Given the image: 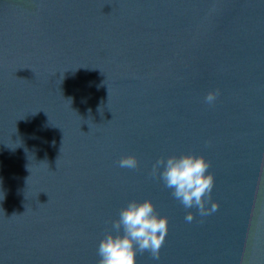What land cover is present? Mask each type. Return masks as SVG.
I'll use <instances>...</instances> for the list:
<instances>
[{
  "label": "water",
  "instance_id": "1",
  "mask_svg": "<svg viewBox=\"0 0 264 264\" xmlns=\"http://www.w3.org/2000/svg\"><path fill=\"white\" fill-rule=\"evenodd\" d=\"M184 154L208 216L151 174ZM131 200L168 220L135 264H264V0H0V264H98Z\"/></svg>",
  "mask_w": 264,
  "mask_h": 264
},
{
  "label": "clouds",
  "instance_id": "2",
  "mask_svg": "<svg viewBox=\"0 0 264 264\" xmlns=\"http://www.w3.org/2000/svg\"><path fill=\"white\" fill-rule=\"evenodd\" d=\"M217 97L218 92H209L205 102L212 105ZM118 163L121 168L139 167V161L134 156L121 157ZM209 167L210 163L203 156L172 155L166 160L163 157L157 160L151 174L159 176L185 209L196 208L204 217L218 209L215 203L207 207L214 187V177L208 171ZM193 219L189 211L185 220L191 222ZM167 233V217L156 214L151 200H131L120 210L119 218L113 221L112 231L100 240L97 248L98 264H135L137 252L142 254L146 251L154 260H159Z\"/></svg>",
  "mask_w": 264,
  "mask_h": 264
}]
</instances>
